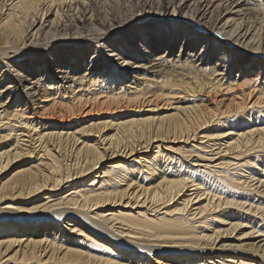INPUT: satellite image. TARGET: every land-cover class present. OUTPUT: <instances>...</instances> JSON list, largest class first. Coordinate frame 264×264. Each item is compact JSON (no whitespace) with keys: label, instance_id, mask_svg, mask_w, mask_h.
<instances>
[{"label":"bare ground","instance_id":"1","mask_svg":"<svg viewBox=\"0 0 264 264\" xmlns=\"http://www.w3.org/2000/svg\"><path fill=\"white\" fill-rule=\"evenodd\" d=\"M216 1L193 2L196 18ZM252 1L227 2L206 66L157 56L173 34L175 47L171 28L131 53L114 37L113 67L77 76L46 28L70 22L106 53L79 26L89 0H0V96L14 92L0 104V179L19 166L0 180V264H264V44L243 25L264 7ZM38 45L56 68L26 63Z\"/></svg>","mask_w":264,"mask_h":264},{"label":"rangeland","instance_id":"2","mask_svg":"<svg viewBox=\"0 0 264 264\" xmlns=\"http://www.w3.org/2000/svg\"><path fill=\"white\" fill-rule=\"evenodd\" d=\"M89 1L90 2L87 6V11H89V9H90V12L93 13L94 15H93L92 20H90V21L87 20V21H85V23L82 22L81 23L82 25L81 24L79 25V26H81L80 29H81V31H83V34L84 33L86 34L88 31H91L92 34L90 36L93 38H95L97 36L99 37V34L100 35L103 34L104 36L102 35L100 37L99 42L102 44H105V46L111 45L110 43L113 42L114 37L115 38L118 37L115 40V42H118V43L114 45L116 47V49H118L119 47L121 49L122 46L126 47V45H129L128 50L129 49L130 50L126 51V53H131V51H132L131 46L134 47V45H136V43L139 42V40H142L140 38L141 36L145 37V40H142V41H145L146 45H148V46L152 45V47L155 48L157 46L156 41L158 42L162 38L161 36L166 35V32L172 28V29L176 30V31H173V32H176V36H175L176 39L174 41L175 47L172 48V47H168V45H167L168 43H170L174 39V34H173V36L171 35L169 37V39L165 43H163L162 50L157 51V53H158L157 56L161 57V55H162L164 57V58L162 57L163 59H165L167 57L166 59H168L169 62H171V60L173 61V59L176 56L182 54L181 56H178L177 58L180 57L179 59H181V60L187 59L188 62L191 58H193L192 60L195 62V65L198 64L199 66H206V63L210 64L211 63L210 60H214V59H216V57H218V54H217V55H215L214 59H209V55L206 54L204 51L206 49L209 51H212L213 45H210L211 40L216 39V38H214L215 35H216V37L221 38L220 34L218 32H216V31H218V30H216V28L218 29V27H220L221 24L225 21V19L230 15L229 11H231V10L235 11L236 10V9H234V10L232 9L233 6L230 7L231 9L228 7L229 4L227 2H230V0L229 1L218 0L216 2H212L213 5H212V7H210V9L207 7L208 8V11H207L208 14L206 13V17L204 19L200 20V15L198 16V18H196L197 12L194 11L196 4L193 5V2L194 3L196 2L198 4L199 0H190L187 2L186 5L182 4V3H184V0H89ZM231 1H233V0H231ZM247 1L248 0H246V2ZM259 1L261 2V0H259ZM173 2H176L175 3V8H177L176 9L177 10L176 16L171 15V13L173 14L172 6H170L169 8L166 9V5L167 6L173 5ZM250 2L251 3L249 4V6H253V4H252L253 1L250 0ZM260 2L255 3L257 6L256 8L261 9V6H260L261 4H262V7H264V0H262L261 4H260ZM207 8L205 10H207ZM262 10L250 13L247 16L244 15L245 16L243 19L244 23L242 22V19L241 20L239 19V16L235 17L236 19H239L238 21H241L243 23V25L244 24L249 25L251 23L252 27L253 28L255 27L257 29V31L259 33L257 32V35H255L256 36L255 39L262 42L261 45L258 46L259 50H262V48H263L262 45L264 44V33H263L264 32V19H263L264 18V11L262 13ZM90 12H89V14H91ZM163 12H166L165 13L166 17L163 16V14H162ZM226 13L228 14V16L226 15ZM89 14L87 16H89ZM79 15H81V17H82V15H85V13H79ZM191 16H192V18H191ZM51 19H53V17H51ZM194 19H195V21H194ZM77 22L80 23L79 21H77ZM69 23L70 22H68L69 26L68 25L67 26L61 25V26H57V29H56V26L54 28H51V27L46 28L49 31V33L52 32V30H53V32L50 33L51 36L49 35L50 38L53 36L54 37L53 39L58 40L59 42H64L62 44H57L55 47L62 48L64 52H67V56H65V57H67V60L61 61L64 63V65L70 60L73 61V63L68 62L65 65L68 67L67 70L68 71L71 70V68H72L70 66L71 64L72 65L76 64L75 68L79 69L76 72L77 76H79L80 74L81 75L87 74V76H90L91 74H94V73L98 75L97 72L104 69L105 66H107L109 68L113 67V66H110L108 64H110V63L112 64L114 62L116 63V61H114V59L116 60L117 58H115V56H112V55L115 54L117 51L112 52L113 47L109 46V47H107V49H106V47H104L106 49L104 52H106V53H103L101 50L96 49L95 45H88L89 43L86 41V39H84V38H79V39L76 38L75 39L74 36H77L76 35L77 28L73 27V29H72V27L70 26ZM65 27H67V29ZM230 27H232V26H230ZM105 32L108 34H104ZM215 32L219 35L215 34ZM124 34H126V35L128 34L127 35L128 39L124 38ZM132 35H135V36H132ZM136 37L138 39H135ZM206 37H208L209 39ZM142 41H141V43H144ZM259 41H258V43H259ZM34 43H37V42H34ZM38 47H39V45L36 46V51L34 50L35 52L33 54L30 53L29 56H26V57H28L26 63L30 64V62L32 61L33 58H37L36 62L39 63L38 67H40V66L43 67L45 65V62H46L48 65L49 64L54 65L53 68H56L55 65H57V62H52L51 58L54 59L55 61L58 60L57 59V57H58L57 51L52 52L51 50L50 51L48 50V51L42 52L40 49H39L40 51L38 50ZM147 50L151 51L152 49L149 48ZM215 51L218 52L219 48L216 49ZM139 53L142 54V51L138 52L137 54H139ZM188 53L189 54L193 53V54H191V58L188 57ZM132 54H134V53L132 52ZM243 54H244V52H243ZM240 55H241V53L239 52L238 56L240 57ZM49 57H51V58H49ZM112 58H113V61L110 60ZM141 59H143V58L142 57L139 58L138 62H140V63L143 62ZM129 60H131V57L129 58ZM132 60L134 61L135 59L132 58ZM158 61H160V59H158ZM120 63H122V60H119V64ZM114 67H116V66H114ZM129 67H131V66L130 65L125 66V68H126L125 72H124V70H120V67H119V72L125 73V76H126L131 71V68H129ZM21 69H22V67L19 64L16 65L15 67H12L13 73H15V72L17 73ZM133 71L134 70H132V72ZM126 72H127V74H126ZM228 72H225V73H228ZM133 74L139 75V73H137V72H133ZM126 77H127V79H130L128 82H125L126 84L127 83L128 84L130 83L131 85L134 84L133 86H136L137 84H139L138 81L131 83L132 81H134L131 79V75L126 76ZM41 78H43V76ZM25 84L26 83H24L23 86H26ZM43 88H45V87H43ZM43 88L41 87V89H38L40 93L37 94L35 98L41 97L44 94V91L46 89H43ZM19 92H20V89L16 93H19ZM13 93L14 92H12V91H8L6 93H3V96L2 95L0 96V104L2 103L1 105H5L9 101H11L14 98ZM69 94H67V95H69ZM220 95L221 96L218 97L219 99L224 98L222 96V94H220ZM8 97H9V99H8ZM25 97H27V96H25ZM161 104L162 103H160V106H161ZM86 107L88 108V110L91 109V106L88 107V105H87V106H85V108ZM94 107L96 108L95 104H93V109H95ZM162 112L164 113V112H166V110H163ZM169 112H171V111H169ZM96 113L97 112L88 113L86 121H89V120L92 121L98 117H101V115L96 116V115H98ZM34 115L39 116L40 119H45L47 113H46V111H43V109L37 107ZM107 115H109V114H107ZM50 116L51 115H49V117ZM105 116L106 115L103 114L102 117H105ZM51 117H53V116H51ZM18 167L13 168L11 171L7 172L3 176V179H0V180L3 181L5 179L9 178L14 173V171H16L18 169ZM229 241L233 242V243L237 242L236 240L235 241L229 240Z\"/></svg>","mask_w":264,"mask_h":264},{"label":"snow or ice","instance_id":"3","mask_svg":"<svg viewBox=\"0 0 264 264\" xmlns=\"http://www.w3.org/2000/svg\"><path fill=\"white\" fill-rule=\"evenodd\" d=\"M6 23H7V21H6ZM101 159H103V157H101Z\"/></svg>","mask_w":264,"mask_h":264}]
</instances>
